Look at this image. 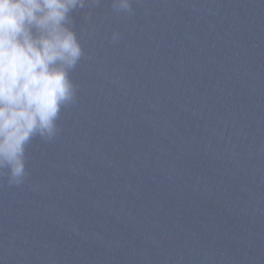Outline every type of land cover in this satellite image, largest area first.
Listing matches in <instances>:
<instances>
[{
  "label": "water",
  "instance_id": "95a60500",
  "mask_svg": "<svg viewBox=\"0 0 264 264\" xmlns=\"http://www.w3.org/2000/svg\"><path fill=\"white\" fill-rule=\"evenodd\" d=\"M72 27L76 100L23 183L0 171V264H264V0H104Z\"/></svg>",
  "mask_w": 264,
  "mask_h": 264
},
{
  "label": "clouds",
  "instance_id": "9594fccd",
  "mask_svg": "<svg viewBox=\"0 0 264 264\" xmlns=\"http://www.w3.org/2000/svg\"><path fill=\"white\" fill-rule=\"evenodd\" d=\"M104 0H0V171L10 185L23 183L26 146L52 140L61 108L76 100L70 71L84 49L73 13ZM131 13L132 0H110ZM120 34L113 31L112 42Z\"/></svg>",
  "mask_w": 264,
  "mask_h": 264
}]
</instances>
